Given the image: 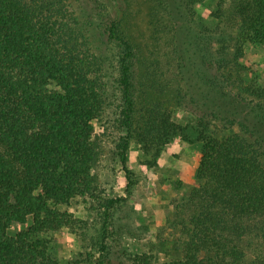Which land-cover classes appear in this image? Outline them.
<instances>
[{
	"label": "trees",
	"instance_id": "obj_1",
	"mask_svg": "<svg viewBox=\"0 0 264 264\" xmlns=\"http://www.w3.org/2000/svg\"><path fill=\"white\" fill-rule=\"evenodd\" d=\"M204 1L147 0L161 56L133 37L134 0H0V264H153L125 246L146 234L129 150L154 140L159 154L177 138L201 152L195 185L173 202L182 257L164 264H264V88L242 62L247 43H264V0H219L215 25L199 28ZM172 61L189 75L177 88ZM169 94L190 118L164 107ZM119 172L124 193L110 196L101 174ZM79 197L92 220L60 210ZM92 221L102 236L81 245L98 254L58 260L51 234L85 239Z\"/></svg>",
	"mask_w": 264,
	"mask_h": 264
},
{
	"label": "rangeland",
	"instance_id": "obj_2",
	"mask_svg": "<svg viewBox=\"0 0 264 264\" xmlns=\"http://www.w3.org/2000/svg\"><path fill=\"white\" fill-rule=\"evenodd\" d=\"M219 0H205L196 4L195 24L201 28V24L213 27L215 25L211 13L215 10ZM133 17L130 19L133 37L137 42L144 46L146 52L154 48L159 50L160 55L166 53V48L162 44L153 43L148 23H147V0H134L131 5ZM181 14H179L180 16ZM183 17L180 18V20ZM97 43V36L94 37ZM245 55L242 62L249 68L248 83L264 88V43L245 45ZM166 59V58H165ZM168 67V66H167ZM168 79L173 88H177L182 83H187L189 75L182 78L175 68L172 61L167 72ZM52 87H55L52 85ZM171 93V92H170ZM172 94V93H171ZM170 94L164 99V107L173 110L178 117H188L190 115L187 108L176 107L170 102ZM96 129L99 132L98 122ZM192 138H194L192 136ZM152 145L141 143L139 139L132 141L129 150L128 166L134 174L137 185L135 194L130 199V204L134 205L137 212L138 226L146 231L145 238L127 239L125 246L129 251L146 252L152 254L153 264H164L170 261L179 260L182 257V236L180 229L171 227V221L175 210L173 202H183L196 183L195 173L199 164L201 143H192L181 138H177L167 144L160 153H156L155 141ZM102 172V171H98ZM102 176V181H110L108 193L123 194L125 179L123 173L119 172L116 176L108 174ZM101 180V178H100ZM179 191L178 193L176 191ZM60 210L70 211L75 217L83 220H92L89 203L79 197L71 202L70 205H59ZM155 209H157L155 211ZM80 230L77 234L67 228L51 234V251L53 255L65 262L79 252L97 253V247L91 245L83 249L81 244L91 243L90 237H101L99 225L92 221L91 227L87 231L86 238L81 237ZM83 241V242H82ZM90 264V263H86Z\"/></svg>",
	"mask_w": 264,
	"mask_h": 264
},
{
	"label": "crops",
	"instance_id": "obj_3",
	"mask_svg": "<svg viewBox=\"0 0 264 264\" xmlns=\"http://www.w3.org/2000/svg\"><path fill=\"white\" fill-rule=\"evenodd\" d=\"M176 192L178 193L179 191L177 190ZM170 209L174 211V208L172 209V207H171ZM156 210H157V209H155V211H156Z\"/></svg>",
	"mask_w": 264,
	"mask_h": 264
}]
</instances>
